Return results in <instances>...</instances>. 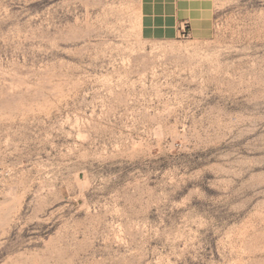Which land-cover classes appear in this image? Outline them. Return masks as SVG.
<instances>
[{
	"label": "rangeland",
	"instance_id": "obj_1",
	"mask_svg": "<svg viewBox=\"0 0 264 264\" xmlns=\"http://www.w3.org/2000/svg\"><path fill=\"white\" fill-rule=\"evenodd\" d=\"M0 264H264V0H0Z\"/></svg>",
	"mask_w": 264,
	"mask_h": 264
}]
</instances>
